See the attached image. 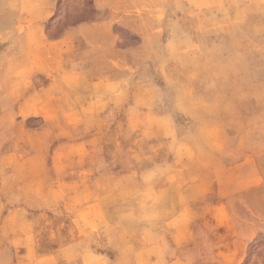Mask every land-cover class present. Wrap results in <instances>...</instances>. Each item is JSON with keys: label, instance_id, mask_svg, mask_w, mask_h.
<instances>
[{"label": "rangeland", "instance_id": "374dc122", "mask_svg": "<svg viewBox=\"0 0 264 264\" xmlns=\"http://www.w3.org/2000/svg\"><path fill=\"white\" fill-rule=\"evenodd\" d=\"M64 221L264 264V0H0V264Z\"/></svg>", "mask_w": 264, "mask_h": 264}, {"label": "crops", "instance_id": "0c3cea01", "mask_svg": "<svg viewBox=\"0 0 264 264\" xmlns=\"http://www.w3.org/2000/svg\"><path fill=\"white\" fill-rule=\"evenodd\" d=\"M58 24L64 29L61 19ZM61 35L60 38H64V30ZM65 131L68 133L64 136L65 154L75 153L76 151H72L73 148L79 149L81 145L84 151L88 152L84 146L85 140L94 141L98 138L95 137L98 133L96 130L92 131L93 134H85L83 129L79 135L69 127ZM90 151L94 154L101 153L98 147H91ZM114 152L116 150L110 149V153ZM66 159H64V168L67 164H72V167L75 162L78 163L76 157ZM99 182L97 178H93L90 183L97 185ZM77 183L88 185L89 179L75 177L64 180L66 186ZM31 216L38 220L46 218L44 214H31ZM53 230L60 233L55 239L49 235L56 234ZM34 232H37L36 235H43L38 237L30 252L35 260L27 261L21 258V260H13L11 264H176L181 262V251L192 249L191 243L180 240L178 232L172 236L170 231L162 232L161 227L149 230L147 227H142L145 237H139L135 241H130V237L134 235L133 231L118 232L113 227L104 232L94 231L81 236L70 221H64V227H41Z\"/></svg>", "mask_w": 264, "mask_h": 264}]
</instances>
